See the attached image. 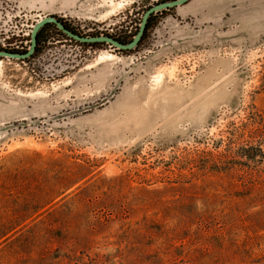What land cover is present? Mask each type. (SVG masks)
<instances>
[{
	"label": "rangeland",
	"instance_id": "1",
	"mask_svg": "<svg viewBox=\"0 0 264 264\" xmlns=\"http://www.w3.org/2000/svg\"><path fill=\"white\" fill-rule=\"evenodd\" d=\"M172 1L0 0V264H264V0Z\"/></svg>",
	"mask_w": 264,
	"mask_h": 264
},
{
	"label": "water",
	"instance_id": "2",
	"mask_svg": "<svg viewBox=\"0 0 264 264\" xmlns=\"http://www.w3.org/2000/svg\"><path fill=\"white\" fill-rule=\"evenodd\" d=\"M186 0H174L172 2H169V3H166V4H162L161 7H169V6H176V5H180L182 3H184ZM145 21L146 19L143 21V24L141 26V29H140V32L139 34L137 35V37L131 41L130 43L128 44H122V43H119V42H115L113 39H103V38H98V39H81L79 37H75L72 33H70L65 27L64 25L58 21L56 18L52 17V16H49V17H46V18H43L41 19L34 27L33 29V32H32V43L30 45V50L28 52H26L25 54H8V56H14L18 59H24L26 58L27 56H29L32 52H33V48L35 46V38H36V35L38 33V31L46 24H49V23H52L54 25H56L60 30H62L65 34L77 39V40H81V41H102V40H105L107 42H110L111 44L115 45L116 47L118 48H121V49H128L134 45L137 44V42L139 41L140 37H141V34L143 33V30H144V26H145ZM1 54V53H0ZM4 54H7V53H4Z\"/></svg>",
	"mask_w": 264,
	"mask_h": 264
},
{
	"label": "trees",
	"instance_id": "3",
	"mask_svg": "<svg viewBox=\"0 0 264 264\" xmlns=\"http://www.w3.org/2000/svg\"><path fill=\"white\" fill-rule=\"evenodd\" d=\"M152 17V16H151ZM58 21H60V22H62L63 23V21L62 20H60V19H58ZM63 25H64V27L66 28V29H68L69 31H71V32H73V33H75L73 30H70L68 27H67V25L65 24V23H63ZM148 27H149V19H148V21H147V23H146V25H145V29H144V33H145V31L148 29ZM48 29H55V25L54 24H46V25H44L39 31H38V33H37V35H36V38H35V44H36V47H35V54H38L39 53V47H41V41H42V38H43V34H44V32L46 31V30H48ZM55 30H57V29H55ZM144 33H143V35H144ZM110 37H112V39L115 41V42H119V43H122V44H127L128 42H126V40H125V38L124 37H120V36H110ZM141 39H143V36H142V38ZM130 41V40H129ZM12 53H16V54H25L26 53V50H22L21 52H19V51H15V50H12Z\"/></svg>",
	"mask_w": 264,
	"mask_h": 264
},
{
	"label": "bare ground",
	"instance_id": "4",
	"mask_svg": "<svg viewBox=\"0 0 264 264\" xmlns=\"http://www.w3.org/2000/svg\"><path fill=\"white\" fill-rule=\"evenodd\" d=\"M157 79H158V78H157ZM157 79H156V80H157ZM197 89H198V88H197ZM184 96H185V95H184Z\"/></svg>",
	"mask_w": 264,
	"mask_h": 264
}]
</instances>
